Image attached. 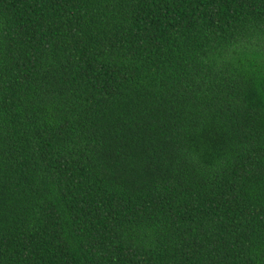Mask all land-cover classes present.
I'll return each mask as SVG.
<instances>
[{
    "label": "trees",
    "instance_id": "obj_1",
    "mask_svg": "<svg viewBox=\"0 0 264 264\" xmlns=\"http://www.w3.org/2000/svg\"><path fill=\"white\" fill-rule=\"evenodd\" d=\"M0 264H264V0H0Z\"/></svg>",
    "mask_w": 264,
    "mask_h": 264
}]
</instances>
